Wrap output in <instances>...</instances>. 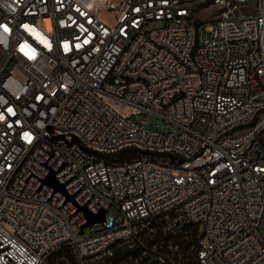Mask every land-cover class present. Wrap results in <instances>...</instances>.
<instances>
[{
	"label": "built area",
	"instance_id": "built-area-1",
	"mask_svg": "<svg viewBox=\"0 0 264 264\" xmlns=\"http://www.w3.org/2000/svg\"><path fill=\"white\" fill-rule=\"evenodd\" d=\"M263 223L264 0H0V264H264Z\"/></svg>",
	"mask_w": 264,
	"mask_h": 264
},
{
	"label": "rangeland",
	"instance_id": "rangeland-1",
	"mask_svg": "<svg viewBox=\"0 0 264 264\" xmlns=\"http://www.w3.org/2000/svg\"><path fill=\"white\" fill-rule=\"evenodd\" d=\"M217 11V9L215 7H208L205 9V5L198 7L194 13H193V17H196L201 23H200V37L201 40L205 41L210 39L211 35L206 31V27L208 25H214L218 20L214 21L213 23V16L210 14L212 12ZM236 21H239L240 19H235ZM144 119L147 120L150 124L151 127L159 129L160 132L166 133L168 132V130L166 128L163 127V121L153 115H146L144 116ZM264 225V223H263Z\"/></svg>",
	"mask_w": 264,
	"mask_h": 264
},
{
	"label": "water",
	"instance_id": "water-1",
	"mask_svg": "<svg viewBox=\"0 0 264 264\" xmlns=\"http://www.w3.org/2000/svg\"><path fill=\"white\" fill-rule=\"evenodd\" d=\"M46 183L49 184L50 186H52L55 191H61V192H63V190H64V186L63 185H60L54 179L53 174L48 177V179L46 180ZM68 199H71V197H68ZM85 215L87 217V223L81 227L80 234L83 233V230L86 227H89V226H91V225H93L95 223L104 221L105 212L104 211H101L98 215H93V214L85 211Z\"/></svg>",
	"mask_w": 264,
	"mask_h": 264
},
{
	"label": "bare ground",
	"instance_id": "bare-ground-1",
	"mask_svg": "<svg viewBox=\"0 0 264 264\" xmlns=\"http://www.w3.org/2000/svg\"><path fill=\"white\" fill-rule=\"evenodd\" d=\"M205 2H197L193 4L192 8V17L194 11L201 6H204ZM138 156H153V149L151 147H139L138 148ZM199 170H209V162H201L199 163Z\"/></svg>",
	"mask_w": 264,
	"mask_h": 264
}]
</instances>
